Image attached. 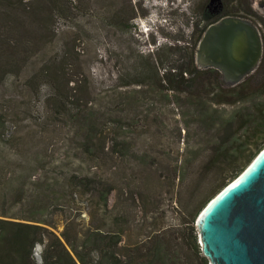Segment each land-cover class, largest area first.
Returning a JSON list of instances; mask_svg holds the SVG:
<instances>
[{
	"label": "trees",
	"instance_id": "16d2710c",
	"mask_svg": "<svg viewBox=\"0 0 264 264\" xmlns=\"http://www.w3.org/2000/svg\"><path fill=\"white\" fill-rule=\"evenodd\" d=\"M52 1L29 13L39 16ZM220 5L214 14L202 10L189 40L138 51L132 79L94 98V105L69 97L58 69L41 68L56 90L52 112L64 115L75 157L51 147V111L40 109L34 123L29 106L0 105V264H209L194 227L186 233L158 225V215L170 197L180 218L193 222L210 194L264 146V19L246 0ZM227 16L255 20L263 40L258 66L234 85L196 61L207 27ZM21 21L13 0H0V84L10 74L22 77L25 94L33 95L39 78L21 49L26 42L15 38ZM119 190L120 202L110 206ZM93 195L91 227L80 231L65 208Z\"/></svg>",
	"mask_w": 264,
	"mask_h": 264
},
{
	"label": "rangeland",
	"instance_id": "374dc122",
	"mask_svg": "<svg viewBox=\"0 0 264 264\" xmlns=\"http://www.w3.org/2000/svg\"><path fill=\"white\" fill-rule=\"evenodd\" d=\"M13 2L22 18L15 38H23L26 42L21 49L28 52L29 67H32L34 75H38L39 85L37 94H25L27 88L24 78L8 75L0 84V105L29 106L34 123L40 121L41 111L52 112L55 107L53 98L56 90L45 73L40 72L41 68L52 65L58 69L59 80L64 74V86L69 97L78 100L80 106L86 103L94 105V98L105 95L111 87L132 79L129 68L138 51L155 53L158 47L166 43L176 42L182 37L189 40L202 10L208 9L214 14L221 6L220 0H211L208 4H205L206 0H53L49 8L44 5L40 15L34 17L29 12L38 2L44 3V0ZM249 3L264 19L263 0H246V8ZM118 13L123 17L119 23L116 18ZM131 17L135 18L129 22ZM251 20L247 21L253 22L261 34L260 26L255 20ZM67 80H71L68 85ZM225 81L230 84L228 80ZM47 96L49 97L46 98ZM52 116L46 131L51 147L55 153H65L66 149V154L75 157L77 152L70 147L73 144L69 146L72 134L64 124V115L52 112ZM263 148L264 146L260 150ZM223 188L210 194L207 202ZM119 192L121 191L110 195V206L118 200L120 202L123 195L119 197ZM95 201L94 195L82 196L78 206L65 208L66 215L76 220V228L80 231L91 227L88 212L96 207ZM206 205L200 208L192 222L189 217L181 219L177 212L178 206L167 197L162 202L165 212L158 215V225L182 227L186 233H189V226L194 227V233L198 237L196 221ZM77 207L81 208L82 213L77 212ZM61 218L62 215L57 217L59 220ZM62 230L63 225L60 223L58 232ZM42 250L43 245L39 244L35 250L38 262H41Z\"/></svg>",
	"mask_w": 264,
	"mask_h": 264
},
{
	"label": "water",
	"instance_id": "95a60500",
	"mask_svg": "<svg viewBox=\"0 0 264 264\" xmlns=\"http://www.w3.org/2000/svg\"><path fill=\"white\" fill-rule=\"evenodd\" d=\"M262 54L256 26L227 16L207 27L196 61L200 68L220 70L234 85L256 69ZM196 227L210 264H264V148L208 202Z\"/></svg>",
	"mask_w": 264,
	"mask_h": 264
}]
</instances>
